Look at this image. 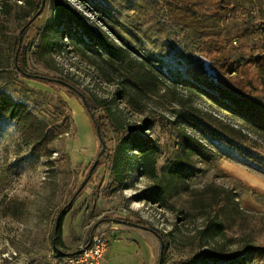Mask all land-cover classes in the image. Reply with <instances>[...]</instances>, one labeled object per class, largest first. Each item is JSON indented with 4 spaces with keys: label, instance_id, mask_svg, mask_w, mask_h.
I'll list each match as a JSON object with an SVG mask.
<instances>
[{
    "label": "rangeland",
    "instance_id": "374dc122",
    "mask_svg": "<svg viewBox=\"0 0 264 264\" xmlns=\"http://www.w3.org/2000/svg\"><path fill=\"white\" fill-rule=\"evenodd\" d=\"M37 1L13 0L10 14L0 16V89L25 101L57 136L50 144L48 158L32 154L14 123L0 117V264H73L69 261L71 253L84 246L94 232L106 237L101 264H131L130 260L114 263L109 259L111 246L141 230L111 219L144 221L164 234L167 249L161 264H182L198 252L217 259L216 264L225 263L224 257L235 260L232 254L244 243L239 222L246 226L254 222L250 229L253 241L264 238V218H260L264 216V169L246 156L264 158V136L250 132L230 110L183 83L191 76L178 46L166 45L163 52H151L145 49L147 46L128 47L118 35L128 43L134 40L120 23L111 21L100 4L94 0H65L80 23L64 20L56 26L54 48L50 54L41 55L37 49L39 32L53 7L50 0H44L42 10L33 14ZM253 4L252 0L243 1L244 8ZM26 22L28 28L22 33ZM83 26L124 50L133 66L110 64L103 42L86 35ZM19 48L23 68L38 77L30 78L15 68ZM141 62L149 65L158 79L155 88L147 86L137 96L142 102L138 109L128 100L125 89L132 87L124 84L123 77H134ZM59 80L95 101L94 115L106 116L101 140L105 150L95 172L75 197L101 141L81 97ZM78 105L86 115L77 112ZM219 121L243 128L249 140L238 144L227 138L218 132ZM179 130L210 149L214 158L193 154L188 162V187L179 188L182 191L178 194L169 190L166 202H155L153 191L169 180L168 168L176 155ZM129 131L158 144L155 180L141 174L133 147L122 179L111 171L110 153ZM214 192L216 198L228 193L237 205L232 210L233 219L224 222L223 229L218 226L216 206L210 205ZM70 199V209L60 221V243H55L58 255L52 244L53 229L61 208ZM9 201L22 203L19 220L3 214ZM139 240L134 239L140 250L137 262L132 264H157L158 237ZM140 244L152 250L144 252Z\"/></svg>",
    "mask_w": 264,
    "mask_h": 264
},
{
    "label": "trees",
    "instance_id": "16d2710c",
    "mask_svg": "<svg viewBox=\"0 0 264 264\" xmlns=\"http://www.w3.org/2000/svg\"><path fill=\"white\" fill-rule=\"evenodd\" d=\"M11 1L13 0H0V16L6 18L10 14ZM94 1L110 14L111 21L120 23L132 37L133 44L118 35L128 47L142 49L147 46L145 49L151 52H163L166 45H177L179 55L187 63V72L191 76V80L186 79L183 83L230 110L250 132L264 136V0H252L254 4L249 8H244V0ZM50 2L53 7L51 15L39 32L37 49L41 55L50 54L54 48L56 26L64 20L80 23L65 0H50ZM42 3V0L37 1L33 14L40 9ZM28 25L27 22L24 24L22 33ZM83 30L89 37H97L103 42L109 51L107 61L110 64L114 66L124 64L130 68L133 66L132 59L126 56L124 50L116 49L90 28L83 26ZM16 40L14 49L17 48L18 38ZM17 52V67L14 65L17 71L35 78L36 75H31L23 68L20 48ZM123 78L124 84L132 87L131 90L125 89L128 100L141 109L142 102L137 96L143 94L142 89H146L147 86L155 88L158 77L153 74L149 65L141 62L134 77L125 75ZM86 101L87 107L84 105V108L94 124L95 133L97 125L103 140L106 116L94 115L96 102L89 99ZM0 117L8 118L14 123L23 144L30 147L32 154L42 155L45 158L51 155L50 144L57 136L55 129L48 127L25 101L14 99L3 89H0ZM218 126V132L238 144L249 140L248 134L242 132L243 128H236L221 121ZM177 136L179 141L176 145V155L168 168L169 180L165 186L158 185L153 191L155 202H166L169 190L178 194L182 191L180 189L185 190L188 187L190 174L188 162L193 154L203 155L209 160L214 158L210 149L184 131L179 130ZM213 137L220 138L215 134ZM224 142L228 143V141ZM131 147L136 150L135 163L140 168L141 174L155 180L159 146L152 139L141 138L132 131L122 135L117 146L110 153L111 171L120 174V180L122 179L121 174L128 164L130 158L128 152ZM246 156L264 169V158ZM98 164L99 161L92 173L95 172ZM232 200L228 193L224 198L221 197V193L217 198L216 193L211 197L210 205L216 206L217 214L220 216L218 220L220 229L225 228L224 222L230 221L232 210L237 206ZM68 202L58 214L56 244L60 243V221L71 206ZM21 204L9 201L2 212L19 220L23 214ZM260 218L264 216L260 215ZM138 224L147 226L152 233L164 241V255L167 249L165 235L158 229L148 226L144 221ZM253 225L254 222L248 226L243 222L238 223L239 230L245 232L241 235L244 243L232 254L236 259L229 260V257H224L223 264H264V238H260L258 242L253 241L254 235L250 234ZM87 242L88 240L84 245ZM55 250L59 255L60 251ZM217 262V259L211 258L206 252H198L181 261L182 264H216Z\"/></svg>",
    "mask_w": 264,
    "mask_h": 264
},
{
    "label": "crops",
    "instance_id": "0c3cea01",
    "mask_svg": "<svg viewBox=\"0 0 264 264\" xmlns=\"http://www.w3.org/2000/svg\"><path fill=\"white\" fill-rule=\"evenodd\" d=\"M77 112L80 115H86V112L84 111V109L82 108V106L80 107L78 105V107L76 108ZM85 112V113H84ZM85 118V117H83ZM87 127H89L87 125ZM87 127L85 126V128L87 129ZM89 130V128H88ZM135 229H140V233H138L137 231H135V233L129 234L127 236H129L128 238L122 239L119 242H113V245L111 246V252L109 253V259L111 258V260L115 263V261H126L128 263V261H131L135 263L137 262V252L140 250L139 249V245L138 243H136L139 239H143V240H156V235L153 234L151 231L149 230H145V229H141L139 227H133ZM128 232V231H127ZM128 234V233H127ZM139 238V239H137ZM134 239L136 240V242L134 241ZM142 241V240H139ZM152 243V242H151ZM142 247V250L144 252H150V250H152V247H149L147 244H140ZM153 246V245H152ZM106 252V251H105ZM105 255V254H104ZM104 259V257H103Z\"/></svg>",
    "mask_w": 264,
    "mask_h": 264
},
{
    "label": "water",
    "instance_id": "95a60500",
    "mask_svg": "<svg viewBox=\"0 0 264 264\" xmlns=\"http://www.w3.org/2000/svg\"><path fill=\"white\" fill-rule=\"evenodd\" d=\"M42 2H44V0H42ZM43 8V3L40 7V9L38 10L37 13H39ZM37 76V75H36ZM60 81V80H59ZM62 83H64L65 85H67L69 88H71L75 93H77V95H79L84 103V105L87 107V101H86V98L85 96L80 92L78 91L75 87H73L72 85L68 84V83H65L63 81H60ZM91 117H92V114H90ZM96 133H97V137L100 139L101 141V136H100V132H99V129H98V126L96 125ZM105 150V144L104 142L101 141V148L99 150V153L95 159V161L93 162V164L91 165L90 169L88 170V173L87 175L85 176V178L83 179V181L81 182L78 190L76 191V193L74 195H76L79 190L87 183L88 179L91 177L92 175V171L94 170V168L96 167V164L98 163L99 161V156L103 153V151ZM71 199L69 200V204L71 203ZM112 222H116V223H119V224H124V225H127V226H130V227H139L141 229H145V230H149V231H152L150 228H148L147 226H143V225H140L138 223H135V222H131V221H126V220H121V219H111ZM58 222H59V215L56 217V221H55V225H54V229H53V236H52V244L53 246L55 247V241H56V233H57V227H58ZM91 235L90 234V237H89V240L87 242L86 245L83 246V248L87 247L89 244H90V241H91ZM159 240V258H158V262L157 264H161L162 262V256H163V248H164V241L161 239V238H158ZM55 249H57L55 247ZM82 251V248H80L79 250L75 251V252H72L71 255H76L78 253H80Z\"/></svg>",
    "mask_w": 264,
    "mask_h": 264
},
{
    "label": "built area",
    "instance_id": "2783aa9c",
    "mask_svg": "<svg viewBox=\"0 0 264 264\" xmlns=\"http://www.w3.org/2000/svg\"><path fill=\"white\" fill-rule=\"evenodd\" d=\"M76 255H72L69 261L73 264H101L107 249L106 237L101 232H94L91 235L90 244L83 248Z\"/></svg>",
    "mask_w": 264,
    "mask_h": 264
}]
</instances>
